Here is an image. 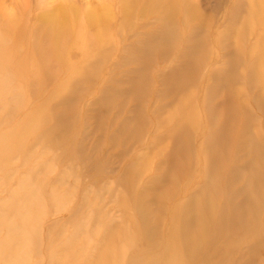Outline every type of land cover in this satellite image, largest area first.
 Listing matches in <instances>:
<instances>
[{
    "label": "rangeland",
    "instance_id": "rangeland-1",
    "mask_svg": "<svg viewBox=\"0 0 264 264\" xmlns=\"http://www.w3.org/2000/svg\"><path fill=\"white\" fill-rule=\"evenodd\" d=\"M0 264H264V0H0Z\"/></svg>",
    "mask_w": 264,
    "mask_h": 264
}]
</instances>
